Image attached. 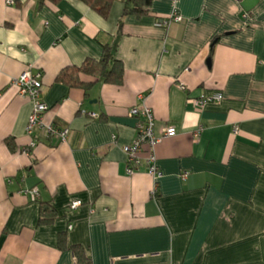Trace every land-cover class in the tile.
Segmentation results:
<instances>
[{"label": "crops", "instance_id": "1", "mask_svg": "<svg viewBox=\"0 0 264 264\" xmlns=\"http://www.w3.org/2000/svg\"><path fill=\"white\" fill-rule=\"evenodd\" d=\"M145 8L119 26L122 0L106 16L81 0H0V264H76L73 244L92 264H264V0ZM175 12L180 21L156 25ZM104 44L123 62L122 83L58 80ZM29 66L42 72L45 124L68 127L66 140L38 130L30 147L33 104L14 83ZM216 92L223 99L203 108L188 102ZM143 103L156 135L177 129L155 146L157 179L148 146L127 173L129 111Z\"/></svg>", "mask_w": 264, "mask_h": 264}, {"label": "built area", "instance_id": "2", "mask_svg": "<svg viewBox=\"0 0 264 264\" xmlns=\"http://www.w3.org/2000/svg\"><path fill=\"white\" fill-rule=\"evenodd\" d=\"M8 4H14V0H6ZM182 17L176 12L173 15L159 18L156 25L163 26L169 24L171 20L180 21ZM14 83L19 87L20 94L29 97L32 101V110L30 112L27 124V133L33 137L30 147L39 142V136L36 131L43 130L47 137H57L61 140H66L71 134L68 127H57L53 124H45L44 114L49 109L48 104L43 99V83L42 72H33L29 66L23 73L14 80ZM184 88V86H181ZM223 99L220 92L212 93L209 95H202L201 97H189L188 102L192 103L195 107H205L209 103L219 102ZM129 114L138 118L136 124V137L131 143L123 146V151L126 155L127 173H135L142 165V152L144 146H148L149 153L146 158L148 172L154 175L157 179L161 172L156 164L155 146L165 137L174 136L177 133L175 126H166L161 129L160 135L155 134V116L151 107L146 104H137L131 107ZM201 128L195 133L199 134ZM238 126L234 127V132L238 133ZM32 199L35 200L38 195V189L32 188L30 191ZM156 192L153 191V193ZM82 204L81 200H74L70 204V209H77Z\"/></svg>", "mask_w": 264, "mask_h": 264}, {"label": "trees", "instance_id": "3", "mask_svg": "<svg viewBox=\"0 0 264 264\" xmlns=\"http://www.w3.org/2000/svg\"><path fill=\"white\" fill-rule=\"evenodd\" d=\"M47 1L58 3L61 0H39L40 4ZM88 4L91 8L106 16L109 13L113 0H81ZM124 3L123 16L119 21V26L123 23V17L128 14L147 13L145 6H149L151 0H122ZM15 2V0H14ZM216 40V39H215ZM81 74L92 76L97 81L113 82L120 84L123 82L124 67L122 60L118 59L112 47L109 44L103 45V52L99 59L88 58L80 66L66 67L58 75V80L65 82L70 87L87 88L93 82L85 81L81 78ZM10 144V141L8 142ZM53 209L48 203H41V222L51 220ZM66 244V239L60 238V246ZM75 256L76 264H92L90 258L86 255L84 248L79 244H73L70 247Z\"/></svg>", "mask_w": 264, "mask_h": 264}]
</instances>
